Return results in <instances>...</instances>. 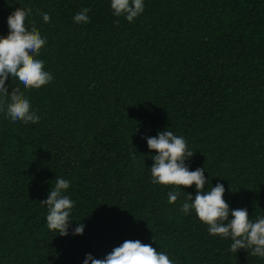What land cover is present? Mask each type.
<instances>
[{"label":"trees","instance_id":"16d2710c","mask_svg":"<svg viewBox=\"0 0 264 264\" xmlns=\"http://www.w3.org/2000/svg\"><path fill=\"white\" fill-rule=\"evenodd\" d=\"M133 22L111 0H0V36L16 9L46 39L38 59L53 80L19 88L38 123L0 112V264H84L125 240L174 264H264L181 207L196 187L152 182L147 137L172 131L225 187L230 209L264 216V0H144ZM88 8L90 22L74 16ZM48 13L50 22L42 14ZM57 178L74 202L69 234L47 227ZM179 191L174 204L168 193ZM84 225L83 235L73 230Z\"/></svg>","mask_w":264,"mask_h":264},{"label":"clouds","instance_id":"9594fccd","mask_svg":"<svg viewBox=\"0 0 264 264\" xmlns=\"http://www.w3.org/2000/svg\"><path fill=\"white\" fill-rule=\"evenodd\" d=\"M111 8L116 16L124 15L129 22L141 15L144 10V0H111ZM83 8L74 16L76 23H89L88 12ZM32 9H16L9 15L7 24L9 34L0 36V112L6 110L7 116L12 121L24 123H38L40 117L31 110V104L20 89L12 88L9 94L6 81L9 76L18 80L25 89H40L53 80V76L44 68V61L38 59L41 49L47 41L41 33L32 26L26 25V20ZM44 22H50L48 13L42 14ZM147 145L155 151L154 164L151 166L152 182L164 186H177L179 188L196 187L193 199L189 194L181 211L188 214L190 209L200 221L208 226V232L214 236L231 237L233 241L230 251L252 249V256L264 258V216L255 221L250 219L246 208L230 209L224 199L225 187L217 184L205 191L208 180L204 169L197 168L191 171L186 165L194 154L188 150L187 141L183 136H177L172 131L166 130L158 136L147 137ZM70 187V182L57 178L48 198L41 201L47 206V227L49 230L58 231L59 235L67 236L70 227V215L74 202L63 195ZM180 195L179 191L168 193V202L174 204ZM84 225L81 223L74 228V235H83ZM84 264H174L173 260L163 251H157L151 244L140 240H125L115 247L103 259H96L88 254Z\"/></svg>","mask_w":264,"mask_h":264}]
</instances>
